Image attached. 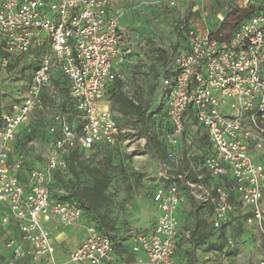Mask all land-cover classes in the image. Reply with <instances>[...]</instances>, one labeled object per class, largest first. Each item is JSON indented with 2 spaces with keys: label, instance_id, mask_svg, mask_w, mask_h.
Returning <instances> with one entry per match:
<instances>
[{
  "label": "built area",
  "instance_id": "2783aa9c",
  "mask_svg": "<svg viewBox=\"0 0 264 264\" xmlns=\"http://www.w3.org/2000/svg\"><path fill=\"white\" fill-rule=\"evenodd\" d=\"M162 1L169 7L176 3ZM212 1L221 4L219 22L233 6L253 8L255 13L225 41L215 39L206 27L182 31L185 49L159 87L169 124L163 139L169 149L160 163L152 197L153 230L131 235V252L137 257L126 261L114 259L115 244L109 234L84 225L81 244L59 261L44 224L57 220L64 227L82 226L83 212L74 201L51 199V172L65 169V159L76 150L122 145L128 155L136 156L146 149L145 138L120 128L107 99L118 68L133 51L119 30L122 12L111 9L109 0H0V70L17 64L10 75L21 81L20 62L34 44L49 43L25 94L0 110V264L25 260L31 264H176L177 209L185 201L183 192L196 204L212 208L214 230L241 209L264 249V0ZM53 71L66 79L67 105L75 114L50 113L55 105L46 104L43 94L51 98L56 94L51 89ZM39 113L51 118L47 128L51 154L45 169L27 166L25 170L23 158L12 161L11 155L19 129L29 134L28 127ZM187 117L204 129L211 148L193 173L181 170L176 153ZM8 226L19 235L1 242V232ZM226 245L234 248L231 235ZM258 264H264V257Z\"/></svg>",
  "mask_w": 264,
  "mask_h": 264
},
{
  "label": "crops",
  "instance_id": "0c3cea01",
  "mask_svg": "<svg viewBox=\"0 0 264 264\" xmlns=\"http://www.w3.org/2000/svg\"><path fill=\"white\" fill-rule=\"evenodd\" d=\"M109 1L111 9L117 8L122 12L119 30L124 41L128 42L133 51V55L127 62L122 67L118 68V77L116 81L122 82L125 79L127 70L134 67L142 58V54L135 51L133 37L128 32L131 22L126 23L124 20L125 14L129 15L130 11H136V6L128 3L130 0ZM196 10L197 8L194 7L192 12ZM199 22L200 21L196 19L193 24L191 19L188 21V27L191 29L202 28L201 22L200 24ZM176 30L179 38H183V44L177 49L178 55L185 49L186 41L184 32H180L178 29ZM40 37L46 36L41 34ZM42 48L43 52L41 51ZM48 50L49 43L45 40H41L40 45L34 44L31 52L20 62L19 69L25 68L31 59L34 61L30 56L33 51L40 52L41 57V54H45ZM40 57L37 59L36 66H38ZM174 70L175 67L170 70V72L172 73ZM24 73V79L21 78V81H15L9 77V72L0 70V110L7 109L11 103L17 101L25 94L28 81L33 73H31V75H26V71H24ZM57 74H59L57 71H53L51 82L54 81V83H56ZM63 79L66 81L65 78H62V80ZM123 86L125 87L124 90H126L125 92H127V95L133 96V94L136 93L142 99H145L139 94L135 84H123ZM51 89L54 90L53 86ZM153 96L154 103L157 101L160 102L162 99L159 90L154 91ZM110 106L112 107L111 101ZM125 126L126 125L122 128L125 129ZM21 130L22 128L19 129V131ZM136 137L141 138L138 136ZM20 138L21 136H19L15 142V150L11 155L12 161L20 156L23 158L26 166L41 170L45 169L46 162L51 154L48 145L46 143L44 146L38 144V139L37 141L35 140V142H28L21 145L20 142L18 143ZM142 138L145 137L142 136ZM115 147H117L115 152L108 153L105 152V147L92 151H79V153H76V156L68 158L69 163L76 166L77 162H79V160L81 161L82 158L103 160L104 157L111 160L119 159L125 163V147L122 145H117ZM168 149L169 147L163 151V154L158 156L154 153V150L148 148L147 145L144 153L131 156L130 161L132 166L134 167L135 165V167L139 168L144 177H140V179L136 180L128 178L125 183H130L131 186H133L134 183L140 184L137 188L132 187L129 192L124 191L122 188L117 189V197L124 199L128 198V200L131 199L132 203L128 205L124 215L120 213L117 219H115L116 227H123V225L126 227L124 229L122 228L124 231L122 230L117 238H113L115 244L113 257L115 260L129 261L135 259L137 255L131 252L133 241L131 235L139 232L149 233L153 230L156 212L152 197L158 185L157 179L161 167L160 163L165 159ZM176 153L180 161L181 170L193 173L192 170H195L199 166L200 161L211 153L209 140L204 129L196 123H192L191 120H188L186 122V130L182 143L180 147L176 149ZM126 160L128 159L126 158ZM115 180L118 182L117 184L121 183V178L114 179V181ZM183 194L185 196V201L177 209L179 229L174 253V261L176 264H258L264 257V249L259 242L257 234L253 227L246 223V217L241 209L238 208L236 211L232 212L228 222L224 224L220 230H214L211 226L212 208L210 206L198 205L187 193L185 194L183 192ZM82 224L88 225L85 223L83 217ZM44 226L50 232L59 261L66 260L68 253L79 246L84 239L82 226L64 227L59 224L57 220H52L44 224ZM108 233L112 236L110 232ZM18 235L16 229H13L11 226L5 227L1 232V242H3L2 240L17 237ZM228 235H231L234 239L235 246L233 249L227 248L226 239ZM6 256L9 257V254H6ZM20 264L31 263L25 260Z\"/></svg>",
  "mask_w": 264,
  "mask_h": 264
},
{
  "label": "rangeland",
  "instance_id": "374dc122",
  "mask_svg": "<svg viewBox=\"0 0 264 264\" xmlns=\"http://www.w3.org/2000/svg\"><path fill=\"white\" fill-rule=\"evenodd\" d=\"M175 1V6L169 7L162 0H130L128 3L131 5L134 4L136 11H130V14H125L124 18L126 23L131 22L128 32L133 37L135 51L142 54V58L139 63L127 70L122 84H135L139 94L144 98L150 97V103L154 101V84L157 83L158 78L164 74L165 70L169 73L176 66L177 49L183 44V38H179V35H177V26H180L182 21L191 19L194 24L197 19L201 22L202 27H206L210 31H215L218 27L216 23L217 14L222 10L220 3L212 0H206L202 3L197 0ZM194 7L197 10L192 12ZM178 22L180 24H177ZM228 32L226 31L225 33L228 34ZM160 50L165 53L160 55L158 52ZM41 51L43 52V48ZM30 56L34 61L31 59L27 65L26 75H31L35 71L40 52L33 51ZM160 56L162 57L161 63L159 62ZM52 112L53 110L50 109V113ZM37 139L38 144L45 145L44 141L37 137H33L30 142H35ZM124 160L125 163L119 159H109V163L102 167L103 174L106 176L107 185L102 192L101 206L99 207L98 213L87 212L84 218L86 224L99 221V226L110 232L114 238H117L121 234V231L126 228L124 225L123 227H116L115 219H117L120 213L124 215L128 205L132 203L131 199L117 197V189L122 188L124 191L129 192L132 187L137 188L140 184L134 183L131 186L130 183H125V181L128 178L136 180L144 177L139 168L135 167V165L134 167L132 166L131 158L128 161L124 156ZM100 162L103 163L102 159L82 158L81 161L79 160L77 162V167L100 166ZM71 172L73 170L70 169L62 177L58 190L59 193L74 191L73 184L76 180L75 178H78V175H72ZM79 177L90 180L82 171ZM117 178H121L120 184H117L118 182L116 180L114 181ZM82 183L85 184L84 181ZM83 231L85 236L84 228Z\"/></svg>",
  "mask_w": 264,
  "mask_h": 264
},
{
  "label": "trees",
  "instance_id": "16d2710c",
  "mask_svg": "<svg viewBox=\"0 0 264 264\" xmlns=\"http://www.w3.org/2000/svg\"><path fill=\"white\" fill-rule=\"evenodd\" d=\"M254 13L255 10L253 8L240 10L233 6L231 12L229 14H225L224 20L222 22H219L218 20L216 21V23L218 24L217 29L215 31L209 30V32L215 39L219 41H225L230 37L233 31L240 26L242 22L250 18ZM188 21L189 20L182 21L181 24L180 22H178L177 24H180V26H177L176 29H178L180 32L187 30ZM226 31H229L228 34L225 33ZM158 52L160 53V55H163L165 53L161 50ZM161 60L162 57L160 56V63ZM15 67H18L17 64H15L14 66L10 65L7 70V72H9L10 78V70L12 71V69H14ZM26 67L20 68L19 70L22 73V79L25 78L24 71H26ZM170 74L171 72L168 73L166 70L164 71V74H162L158 78L157 83L154 84L155 91L159 90L161 80L165 77H168ZM62 78L63 77L60 74H57L56 83H54V81L51 82V85L56 91L54 98H51L48 93H44L43 99L45 100L46 104L55 105V110L53 109V111H68L72 114H75L72 108L67 105L69 88L67 82L64 79L62 80ZM124 89L125 87L123 86L121 81H115L107 94L108 100L112 103V111H114V113L117 115V121L120 125V128L126 125L125 127L127 129L134 130V135L138 137L144 136L147 139L148 148H150L151 150L153 149L154 153L160 156L167 148L163 136L169 130V124L166 120V115L163 113L162 106L160 105L161 100L160 102L157 101L154 103V101H152V103H150V97L142 99L136 93H134L133 96L127 95V92H125L126 90ZM56 101H58V103ZM189 115H192L191 112H189ZM51 123V118L44 116L43 113H39L28 127L31 129L29 134H27L24 130H21L20 133H18L17 137L21 136L18 143L20 142L21 145H24L32 141L33 137H37L47 144L50 138V134L48 133L47 128ZM116 150L117 147H112V149H110L109 147L105 148L106 153L115 152ZM76 153H79V151H73L65 159V169H56L51 172L48 187L50 197L53 201L76 202L82 209L83 218H85V214L87 212L98 213L99 211V207L101 206L102 192L107 185L106 176L105 174H103L104 172L102 171V167L109 163V158L104 157L102 160L103 163H99L100 166L77 167V165H71L68 159L69 157L76 156ZM125 155L127 159L131 158V155H128L127 153H125ZM24 169L26 170L28 169V167L26 166L24 167ZM70 169L73 170V172H71L72 175H78V178H75L76 180L73 184L74 191H65L59 193L58 190L59 186L61 185L62 177L67 174ZM81 171L84 172V175L87 178L89 177L90 180L81 179L79 177ZM83 181L85 182V184L82 183ZM88 225L95 226L96 229L101 233L109 234L99 226V221L90 222ZM110 237L113 240L114 236L110 235Z\"/></svg>",
  "mask_w": 264,
  "mask_h": 264
}]
</instances>
